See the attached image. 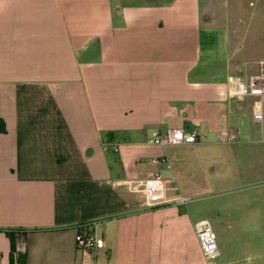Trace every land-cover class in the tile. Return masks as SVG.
I'll return each mask as SVG.
<instances>
[{"label": "crops", "instance_id": "obj_1", "mask_svg": "<svg viewBox=\"0 0 264 264\" xmlns=\"http://www.w3.org/2000/svg\"><path fill=\"white\" fill-rule=\"evenodd\" d=\"M219 32L202 0H0V264H18L20 234L25 264H207L201 220L224 226L215 264L231 263L220 207L195 203L211 184L199 158L240 134L243 103L219 87L264 58L251 72L225 42L204 58ZM176 128L198 141L155 143ZM154 171L190 202L148 208L123 185ZM85 223L104 239L90 255L76 249Z\"/></svg>", "mask_w": 264, "mask_h": 264}, {"label": "rangeland", "instance_id": "obj_2", "mask_svg": "<svg viewBox=\"0 0 264 264\" xmlns=\"http://www.w3.org/2000/svg\"><path fill=\"white\" fill-rule=\"evenodd\" d=\"M202 8L204 28L220 31L213 41L204 33V58L211 54L210 46L221 50L225 42L232 60L239 57L251 63L254 72L257 64L252 63L264 58V0H202ZM238 103L244 107L237 125L243 139L202 147L199 160L211 184L195 203L208 210L212 204L220 207L221 219L229 226L225 225L230 264H264V123L253 120L249 101ZM222 228L221 233L214 229L220 250Z\"/></svg>", "mask_w": 264, "mask_h": 264}, {"label": "built area", "instance_id": "obj_3", "mask_svg": "<svg viewBox=\"0 0 264 264\" xmlns=\"http://www.w3.org/2000/svg\"><path fill=\"white\" fill-rule=\"evenodd\" d=\"M219 94L224 100L244 102L252 100V117L258 124L264 123V60L259 61L258 71L244 77L229 75L226 83L219 87ZM241 137L237 131L224 130L217 137L221 144H235ZM264 140V137H263ZM198 141V136L193 132H186L183 128L169 130L164 136L155 139V143L162 147L192 145ZM114 150H118L116 144ZM108 149L107 146L104 147ZM169 180L160 172L154 171L146 178L129 179L123 183L128 191L142 197L148 208H154L173 202L176 205H187L190 199L180 196L173 201L168 199L167 192ZM94 223H85L75 226L77 231L75 241L76 249L84 255L96 253L104 247V239L93 230ZM196 236L201 246V251L207 264H215L221 256L217 242V235L208 220L196 223ZM20 234L17 254H24L26 242Z\"/></svg>", "mask_w": 264, "mask_h": 264}, {"label": "trees", "instance_id": "obj_4", "mask_svg": "<svg viewBox=\"0 0 264 264\" xmlns=\"http://www.w3.org/2000/svg\"><path fill=\"white\" fill-rule=\"evenodd\" d=\"M110 135L114 136L113 133H109ZM19 229H17L18 231ZM8 237L13 241L14 239V233L13 232H7ZM14 256L17 257L18 264H25V255L24 254H17L16 249L14 247V243H11V259L14 260Z\"/></svg>", "mask_w": 264, "mask_h": 264}]
</instances>
